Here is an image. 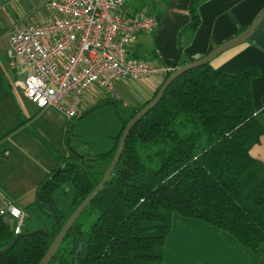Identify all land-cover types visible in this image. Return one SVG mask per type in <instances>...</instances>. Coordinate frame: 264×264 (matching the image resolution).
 <instances>
[{
    "label": "trees",
    "instance_id": "trees-1",
    "mask_svg": "<svg viewBox=\"0 0 264 264\" xmlns=\"http://www.w3.org/2000/svg\"><path fill=\"white\" fill-rule=\"evenodd\" d=\"M201 2L192 0L191 19L181 35L195 34L200 27ZM5 32L0 29V36ZM182 50L180 44L175 69L186 65L180 60ZM260 76L258 67L229 74L209 63L171 83L158 105L134 126L113 174L86 208L95 212L92 223L85 229L80 216L50 264H75L81 246L78 264H164L174 214L201 220L249 250L262 251L264 162L252 154L264 137L252 92ZM168 77L150 100L133 109L110 151L95 158L72 152L44 178L34 204L38 207L40 195L41 212L51 219L39 228L45 234L27 236L30 232L23 230L16 235L13 219L0 222V251L14 243L0 264L42 261L66 221L101 182L129 121ZM99 161H108L105 171L96 172L89 164ZM66 186L73 191L68 216L54 199ZM44 212L56 215L59 223Z\"/></svg>",
    "mask_w": 264,
    "mask_h": 264
},
{
    "label": "crops",
    "instance_id": "crops-1",
    "mask_svg": "<svg viewBox=\"0 0 264 264\" xmlns=\"http://www.w3.org/2000/svg\"><path fill=\"white\" fill-rule=\"evenodd\" d=\"M191 2L192 0H127L129 11L159 19L155 32L137 35L136 41L129 47L130 56L158 65L172 66L181 44L183 50L180 60L188 64L239 35L264 9V0H202L198 7L200 27L195 34L181 35L182 29L191 19ZM0 3L7 7L16 5L15 8L24 14V10L31 8L33 1L0 0ZM20 17L17 15V18ZM9 18L13 27L22 23L10 16ZM9 40V34L0 36V186L20 207L19 202L32 196L37 197L42 180L56 168L50 169L44 164L21 168L18 166L23 158L36 155L41 148L39 136L45 132L44 127L39 126L32 131L30 127L43 119L46 111L39 110L16 86V82L24 78L28 69L19 60L13 61L8 57ZM212 65L229 74H238L249 67L260 68L261 76L254 80L252 92L255 109L260 112L259 120L264 126V20L249 42L226 51ZM163 81L160 77L138 81L146 93L136 107L150 100ZM94 97L88 98L86 108L94 103ZM41 123L39 122L40 125ZM252 154L264 162V137L252 149ZM19 169V172H23L20 178L15 175ZM39 176L44 177L40 183L37 182ZM164 264H264V248L255 253L241 245L229 233L201 220L174 214L172 229L164 246Z\"/></svg>",
    "mask_w": 264,
    "mask_h": 264
},
{
    "label": "built area",
    "instance_id": "built-area-1",
    "mask_svg": "<svg viewBox=\"0 0 264 264\" xmlns=\"http://www.w3.org/2000/svg\"><path fill=\"white\" fill-rule=\"evenodd\" d=\"M45 8L47 19L12 28L8 50L28 69L16 86L41 111L55 108L72 121L97 90L121 100L119 81L165 79L176 70L130 56L137 35L155 32L159 19L129 11L126 0H47ZM25 217L0 186V222L13 219L20 235Z\"/></svg>",
    "mask_w": 264,
    "mask_h": 264
},
{
    "label": "rangeland",
    "instance_id": "rangeland-1",
    "mask_svg": "<svg viewBox=\"0 0 264 264\" xmlns=\"http://www.w3.org/2000/svg\"><path fill=\"white\" fill-rule=\"evenodd\" d=\"M32 1L31 8L24 10V14L15 8L16 5L7 7L0 3V28L6 30L5 34H9L13 27L9 16L22 23H37L48 18L44 0ZM17 15L21 17L17 18ZM115 90L121 100L113 99L105 91L97 90L94 97L95 102L85 109L83 115L72 120L71 124H68L70 120L57 109L45 110L46 115L39 121L42 122L41 125L37 122L30 127L31 131L39 126L44 127L45 132L39 136L41 148L36 152V155L23 158L18 166L21 168V166L29 167L35 164H44L46 167L54 169L58 168L72 152L81 157L95 158L110 151L115 145V138L120 134L123 122L129 119L133 109L146 93L138 81L132 80L118 82ZM47 122L48 125L46 126L45 123ZM89 164L94 167V171L101 172L107 168L108 161ZM83 165L87 168L86 164ZM19 171L20 169L15 173L18 178L23 174ZM43 178V176H39L37 182L40 183ZM72 197L71 186L60 189L54 196L59 209L66 216L71 212ZM36 200L37 197L32 196L18 203L26 215L23 227L25 233L34 232L51 223V219L43 215L39 207L34 204ZM94 218L95 212L89 208L81 215L80 222L86 229Z\"/></svg>",
    "mask_w": 264,
    "mask_h": 264
},
{
    "label": "water",
    "instance_id": "water-1",
    "mask_svg": "<svg viewBox=\"0 0 264 264\" xmlns=\"http://www.w3.org/2000/svg\"><path fill=\"white\" fill-rule=\"evenodd\" d=\"M264 20V9L260 14L257 16L255 21L245 30L244 32L240 33L236 37L232 38L231 40H228L227 42L221 44L214 50H212L209 54L204 56L201 59L195 60L193 62H190L178 69H176L172 74L169 75L168 79L165 81L161 89L159 90L157 96L149 103L147 104L144 108H142L134 118H132L129 123L127 124L122 137L120 139L119 145L117 152L110 163L108 169L106 170L101 182L98 184V186L95 188V190L87 196V198L81 203V205L73 212V214L69 217V219L66 221L64 226L61 229V232L58 234V236L55 238L54 242L50 246L48 252L42 259V261L39 264H50L53 259L56 257L58 251L60 250L61 245L63 244L64 240L66 239L69 231L75 224V222L79 219V217L83 214V212L86 210V208L95 200V198L99 195V193L103 190L105 184L113 174L117 163L119 162L120 158L122 157L123 151L125 144L129 138V135L134 128V126L143 118L145 117L152 109H154L158 103L162 100L164 97L168 87L170 86L171 83H173L177 78H179L181 75L185 74L186 72L201 67L205 66L209 63H212L218 56L222 55L228 50H231L235 47L241 46L252 38L253 34L257 30V28L260 26L262 21ZM38 207L40 210H43L41 207L40 203V195L38 196ZM47 216L52 217L59 223L58 218L54 214H50L47 212H44ZM39 233H44L45 232L41 229L36 230L34 232L26 233L27 236H32L36 235ZM14 246V243H12L9 247L3 249L0 251V256L8 252L12 247ZM82 246L79 248L75 255V264H78V257L82 251ZM60 264V263H56Z\"/></svg>",
    "mask_w": 264,
    "mask_h": 264
}]
</instances>
